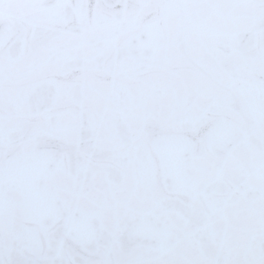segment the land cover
<instances>
[{
  "label": "snow or ice",
  "instance_id": "snow-or-ice-1",
  "mask_svg": "<svg viewBox=\"0 0 264 264\" xmlns=\"http://www.w3.org/2000/svg\"><path fill=\"white\" fill-rule=\"evenodd\" d=\"M0 264H264V0H0Z\"/></svg>",
  "mask_w": 264,
  "mask_h": 264
}]
</instances>
